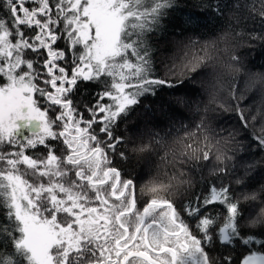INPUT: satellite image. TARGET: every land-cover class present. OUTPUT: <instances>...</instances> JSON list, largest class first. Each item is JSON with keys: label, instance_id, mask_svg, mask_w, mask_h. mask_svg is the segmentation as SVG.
<instances>
[{"label": "snow or ice", "instance_id": "obj_1", "mask_svg": "<svg viewBox=\"0 0 264 264\" xmlns=\"http://www.w3.org/2000/svg\"><path fill=\"white\" fill-rule=\"evenodd\" d=\"M188 8L187 0H0V264H264V127L255 146L239 142L210 168L211 150L187 144L179 163L189 170L153 184L142 208L119 167L128 159L121 122L174 86L155 76L153 37L226 17L233 32L253 25L249 39L264 43V0ZM201 51L186 65L192 73L211 59L207 45ZM245 99L234 78L216 110L234 111L247 129Z\"/></svg>", "mask_w": 264, "mask_h": 264}, {"label": "trees", "instance_id": "obj_2", "mask_svg": "<svg viewBox=\"0 0 264 264\" xmlns=\"http://www.w3.org/2000/svg\"><path fill=\"white\" fill-rule=\"evenodd\" d=\"M187 2L188 10L195 12L198 0ZM229 23L226 17L201 16L199 27L195 29L180 30L169 26L163 34L153 37L155 76L174 86L160 88L155 97L144 101L149 105L147 109L143 105L137 107L117 129V134L125 137L120 147L128 156L127 161L119 162V167L124 178L135 181L137 195H152L149 188L153 184L168 183L181 168L185 172L189 170L188 164L181 166L179 163L182 153L190 151L185 147L187 144L200 150L207 146L211 150V161L206 162L208 168L216 162L215 153L230 154L239 142L255 146L253 136L260 135L264 127V118L251 120L264 109V43L249 39L248 31L253 25L248 29L235 28L233 32ZM192 41L196 42L195 46ZM206 45L211 59L197 72H190L186 67L188 61L195 55L203 56L201 49ZM233 55L239 57V63L230 68ZM181 58L184 60L180 63ZM234 78L239 89L249 78L244 90L246 99L241 104L249 118L247 129L242 128L234 111L216 110L220 103H229V89ZM251 80L255 84L249 87ZM216 88L220 92L218 89L216 92ZM95 91L94 87H89L84 98L91 100ZM215 94L217 103L212 107L213 102L212 106L210 103ZM202 119L205 129L198 132L196 126ZM233 131L238 135L235 141H229V133ZM188 133L197 135L189 138ZM143 146H148L147 150L139 151ZM256 155L259 158L262 154L257 152ZM174 158L175 166L169 163ZM193 180L198 181L199 176H194ZM194 190L199 191V185Z\"/></svg>", "mask_w": 264, "mask_h": 264}, {"label": "rangeland", "instance_id": "obj_3", "mask_svg": "<svg viewBox=\"0 0 264 264\" xmlns=\"http://www.w3.org/2000/svg\"><path fill=\"white\" fill-rule=\"evenodd\" d=\"M183 60H184V59L181 58L180 63L183 62ZM186 60H187V58H186ZM225 76H226V75H225ZM248 79H249V78H246V81H244V82L242 83V86L240 87V91L243 92V93H244V90L246 89V86H247L246 83L249 81ZM218 80H219V78H218ZM215 87H216V85H215ZM217 89H218V88L215 89L216 92H217ZM218 90H219V89H218ZM219 92H220V90H219ZM224 94H225V93H224ZM224 94H223V95H224ZM226 94H228V92H226ZM213 97H215V101L213 102V106H212V101H213V100L211 101L210 104H211L212 107H215V103H217V101H216V94H215ZM217 155H218V154L215 153V157H216ZM215 159H216V158H215Z\"/></svg>", "mask_w": 264, "mask_h": 264}, {"label": "flooded vegetation", "instance_id": "obj_4", "mask_svg": "<svg viewBox=\"0 0 264 264\" xmlns=\"http://www.w3.org/2000/svg\"><path fill=\"white\" fill-rule=\"evenodd\" d=\"M139 204L138 206L142 208L144 204L147 202V200L151 197V195L148 194H139L137 195Z\"/></svg>", "mask_w": 264, "mask_h": 264}]
</instances>
